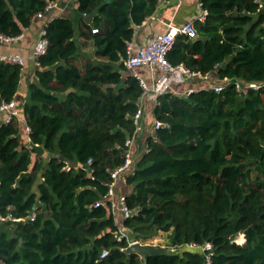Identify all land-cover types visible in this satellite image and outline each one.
<instances>
[{
	"label": "trees",
	"instance_id": "obj_1",
	"mask_svg": "<svg viewBox=\"0 0 264 264\" xmlns=\"http://www.w3.org/2000/svg\"><path fill=\"white\" fill-rule=\"evenodd\" d=\"M51 1L0 0V35L20 37ZM160 1L78 0L76 20L49 24L48 53L23 106L30 143L48 155L47 166L22 145L18 120L0 121V264H143L121 251L129 246L115 238L121 229L142 241L169 233V248L210 242L212 264H264V86L236 87L264 84V0H202L199 38L179 35L167 59L215 74L224 90L160 96L154 117L164 126L125 176L127 205L138 212L118 224L105 199L137 133L144 93L125 65L128 45ZM78 36L94 47L83 67ZM22 75L0 62V104L16 99ZM148 264L206 259L185 248Z\"/></svg>",
	"mask_w": 264,
	"mask_h": 264
},
{
	"label": "crops",
	"instance_id": "obj_2",
	"mask_svg": "<svg viewBox=\"0 0 264 264\" xmlns=\"http://www.w3.org/2000/svg\"><path fill=\"white\" fill-rule=\"evenodd\" d=\"M58 8H55L46 13L43 19H35L32 25L24 30L23 34L12 42H0V56L18 54L23 57L29 58L35 48L36 42L39 38L40 31L46 23H51L57 18L68 17L76 20L78 0H57ZM202 0H161L157 12L149 17L141 26L134 27V36L132 44L135 49L153 41L158 35L165 33L169 27H181L182 25L198 21L204 14L202 8ZM87 24H90L86 22ZM85 25L81 24L80 28L85 30ZM80 54L76 63L83 67L89 59L94 57V47L89 39L78 36L77 38ZM85 60V63H83ZM83 63V64H82ZM136 74L143 80L149 87L153 86V76L150 69L143 67L137 69ZM36 82V66L33 61L28 60L26 67L23 70L22 81L19 92L15 99L20 112V137L22 145L32 150L34 164L39 161H44L45 167L47 166L48 155L42 148L34 147L30 143L28 127L23 115V106L29 99L30 85ZM219 81L215 74H211L206 78L193 79L185 81L182 79L180 73L173 76L172 88L178 95H188L189 93L199 91L201 89L210 88ZM144 115L141 121V127L135 137L133 145L134 160L137 161L142 152L147 150V139L155 135L156 119L154 117V110L156 103L152 97H145L143 99ZM5 117L2 118L4 120ZM129 187L126 185L125 180H120L117 184L116 191L119 195H126L129 192ZM116 220L122 221V215L117 212ZM163 247V246H162Z\"/></svg>",
	"mask_w": 264,
	"mask_h": 264
},
{
	"label": "built area",
	"instance_id": "obj_3",
	"mask_svg": "<svg viewBox=\"0 0 264 264\" xmlns=\"http://www.w3.org/2000/svg\"><path fill=\"white\" fill-rule=\"evenodd\" d=\"M55 8H58L57 0L49 2L48 6L46 7L45 13H39L35 17V19H43L47 12ZM203 11H204V14L199 19L200 21H204L206 16L208 15L207 11L205 10ZM49 24L50 23H46L42 27L40 34H39V38L36 42L34 51L29 58L23 57L18 54L1 55L0 62L6 63V64L18 65L24 70V68L26 67L27 61L31 60L34 62L37 68H41V64L39 60L43 56L47 55L48 49H49V40L47 38V29L49 27ZM97 32L98 30H93V33H97ZM179 35H185L191 39H196L198 37V34L195 28V23L189 22V23L182 25L181 27H176V28L169 27V29L165 33L158 35L153 41L137 49L134 48L133 44L131 43L132 41L128 45V59L125 62V65L128 67V69L131 70L134 74L137 69L146 67L150 69V71L152 72V76H153V86L149 87L143 80H141L136 74H134L138 79H140L143 90H144L143 96L141 97L138 103V112L134 116V122L137 126V133L141 127V121L144 115L143 99L145 97H152L153 101L157 104L158 98L162 95H165L171 92L178 95L177 93L173 91V88H172L173 76L176 73H180L182 79H184L185 81L208 77V76L203 77L198 73L191 72L183 64L178 65V66H173L169 63L167 59V55L173 48L176 38ZM16 39L17 38L11 39L3 35H0V42L9 43ZM263 86L264 84L241 83L239 81L236 82V87L238 91H240L243 87L248 88V89L259 90ZM214 89L216 93H221L224 90V86L216 84ZM3 117H5L4 120H2ZM18 119H20V112L18 110V106L15 100L9 103L3 102L0 104V121L2 123L9 124L13 120H18ZM163 126L164 125L162 123L156 122V129H160ZM28 131L30 132L29 128H28ZM135 137L129 140L126 144L128 149L126 151L125 164L112 173L113 182L110 185L108 195L105 198L106 201L111 202L114 215H116L117 212H119L122 215L123 220L129 219L130 217H132L138 212V211L129 209L127 205L126 195L118 196L117 191H116L118 182L120 180H125V176L131 175L133 172V167L135 165L134 151H133ZM91 162L92 161H90V163ZM66 170H69V168H67ZM104 202L100 201L96 203L94 205V208H98L101 205H104ZM35 218H36V214L35 212H33L30 219L34 221ZM241 236H243L244 238L243 243L238 241V239ZM115 238L119 242H122L123 240L127 239V241L129 242V246L134 243H141L144 245H147V244L155 245L154 243H151V242L144 243V241L142 240L130 239V237L128 236V233H126L123 229H121L120 232L115 235ZM235 242L238 245H243L246 242L245 235L242 234L238 236L235 239ZM128 248H122L121 251L126 252ZM185 248L196 250V251H201L205 255L206 264H212V256L214 255V245L212 243L208 242L204 245H200L197 243H191V244L185 245L184 247L182 246V247L172 248V249H173V253H176L178 250H182ZM108 254L109 252L107 250L103 251L101 258L105 259L108 256Z\"/></svg>",
	"mask_w": 264,
	"mask_h": 264
},
{
	"label": "water",
	"instance_id": "obj_4",
	"mask_svg": "<svg viewBox=\"0 0 264 264\" xmlns=\"http://www.w3.org/2000/svg\"><path fill=\"white\" fill-rule=\"evenodd\" d=\"M95 16L96 13H93L92 15H88L85 17V21L91 23ZM198 38L199 37H197L196 40ZM126 253L129 256L131 254H137L140 256V259L143 264H148L151 258L171 255L173 253V249L165 248L159 245H151V244L144 245L141 243H134L129 246V248L126 250Z\"/></svg>",
	"mask_w": 264,
	"mask_h": 264
},
{
	"label": "rangeland",
	"instance_id": "obj_5",
	"mask_svg": "<svg viewBox=\"0 0 264 264\" xmlns=\"http://www.w3.org/2000/svg\"><path fill=\"white\" fill-rule=\"evenodd\" d=\"M83 63H85V60H83ZM82 63V64H83ZM84 66V64H83ZM82 67V66H81ZM169 233H165V232H159L158 234H156L155 236H153L152 238H150L149 240L147 241H144V243H148V242H151V243H154L155 245H159V246H163L165 248H169L168 245H169ZM129 236V235H128ZM130 239H131V236H129ZM242 237L241 236L238 241L243 243L242 242Z\"/></svg>",
	"mask_w": 264,
	"mask_h": 264
},
{
	"label": "bare ground",
	"instance_id": "obj_6",
	"mask_svg": "<svg viewBox=\"0 0 264 264\" xmlns=\"http://www.w3.org/2000/svg\"><path fill=\"white\" fill-rule=\"evenodd\" d=\"M244 241V238L242 237V242Z\"/></svg>",
	"mask_w": 264,
	"mask_h": 264
}]
</instances>
